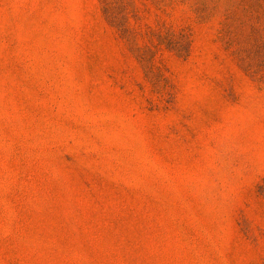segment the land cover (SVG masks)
Segmentation results:
<instances>
[{"label": "rangeland", "instance_id": "obj_1", "mask_svg": "<svg viewBox=\"0 0 264 264\" xmlns=\"http://www.w3.org/2000/svg\"><path fill=\"white\" fill-rule=\"evenodd\" d=\"M0 264H264V0H0Z\"/></svg>", "mask_w": 264, "mask_h": 264}]
</instances>
